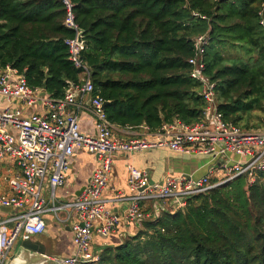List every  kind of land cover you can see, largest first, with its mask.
<instances>
[{
    "label": "trees",
    "instance_id": "1",
    "mask_svg": "<svg viewBox=\"0 0 264 264\" xmlns=\"http://www.w3.org/2000/svg\"><path fill=\"white\" fill-rule=\"evenodd\" d=\"M70 1L92 96L108 103L120 129L204 119L203 84L189 63L201 35L209 37L204 75L224 121L264 129V0ZM66 20L62 0H0V71L12 67L52 99L82 85L66 44L77 33ZM99 254V264H264V171L253 184L240 176L148 219Z\"/></svg>",
    "mask_w": 264,
    "mask_h": 264
},
{
    "label": "built area",
    "instance_id": "2",
    "mask_svg": "<svg viewBox=\"0 0 264 264\" xmlns=\"http://www.w3.org/2000/svg\"><path fill=\"white\" fill-rule=\"evenodd\" d=\"M62 1L67 10V25L77 33L66 42L70 59L83 71L84 83L70 86L63 99H52L42 97V90L29 86L17 71L9 67L0 71V97L6 103L0 112V164L13 168L4 173L0 187V209L5 212L0 213V264L8 262L20 241L46 231L47 214L66 224L72 233L75 254L59 259L60 264H99L100 254L94 250V238L110 237L117 231L121 219L139 231L148 219L185 209L188 201L197 195L240 176L253 184L264 171V129L245 131L226 123L218 110L214 84L204 75L207 35L195 39V54L189 60L193 78L203 84L204 119L192 125L176 121L149 135L120 138L117 135L120 128L105 114V101L100 96H92L91 70L81 59L85 46L78 41L81 31L75 23L73 4L70 0ZM260 15L264 17V4ZM261 24L264 26V19ZM15 103H20L21 108L13 109ZM37 104L42 105L41 112L24 116V108ZM84 112L94 117L95 135L79 132L78 118ZM76 148L96 154L98 167L75 200L62 202L57 190L65 185V175ZM164 148L210 158L206 173L201 177L169 175L161 182H151L145 170L129 166V194L119 191L112 199L125 208L122 215L115 213L110 205L112 200L107 197L114 155Z\"/></svg>",
    "mask_w": 264,
    "mask_h": 264
},
{
    "label": "crops",
    "instance_id": "3",
    "mask_svg": "<svg viewBox=\"0 0 264 264\" xmlns=\"http://www.w3.org/2000/svg\"><path fill=\"white\" fill-rule=\"evenodd\" d=\"M18 79L17 76L14 77ZM6 103L0 97V112L4 110ZM13 109H20L21 104L15 103L12 106ZM43 110L42 105L23 109L24 116H29L32 113L41 112ZM79 132L84 135H95V120L91 113L84 112L80 114L78 118ZM152 132L145 127L139 129H118L117 135L123 139L139 138L145 135H149ZM203 156H189L182 153L173 152L170 149H158L147 151L139 154H124L116 153L114 155L113 171L110 178L111 188L107 192V197L112 200L117 193L121 191L125 195H128L127 190V177L128 167L134 166L138 169L145 170L148 173L151 182H161L166 176L169 175H189L194 174L196 177H201L206 173V166L208 162L200 167H196L191 163L192 158H201ZM207 158V157H206ZM98 167V156L91 154L88 151L80 148H76L73 157L70 159L69 169L65 175V185L57 190V197L59 201L66 202L72 201L79 196V192L82 188L86 187L92 176L94 175ZM0 168L7 170H13L8 164H0ZM11 170V171H12ZM3 184L0 183V187ZM112 209L115 213L122 215V211L125 206L120 205L117 201L112 200ZM0 213L5 212L1 211ZM47 229L43 234L33 236L34 241H39L46 247V255L48 258L60 259L69 258L75 254V246L72 242V233L70 228L64 224L55 220L53 215L47 214L46 217ZM138 230L134 226L125 220L121 219L118 229L108 238L95 237L93 241V247L96 251L97 248H104L108 245H116L122 242L129 236H135ZM20 243L14 249L18 248ZM98 252V251H96ZM101 252V251H99Z\"/></svg>",
    "mask_w": 264,
    "mask_h": 264
},
{
    "label": "water",
    "instance_id": "4",
    "mask_svg": "<svg viewBox=\"0 0 264 264\" xmlns=\"http://www.w3.org/2000/svg\"><path fill=\"white\" fill-rule=\"evenodd\" d=\"M83 32L78 36L79 43L83 44V38H82ZM10 69H13L10 67ZM41 96H46V92L42 91ZM107 102L104 104V108L107 106ZM147 128V126H144ZM85 187L82 188L79 192L81 194L84 191ZM2 210L10 212L12 211L11 208H3ZM21 245L18 246L17 255H15V252L13 253L12 257L8 260L6 264H60L58 259L53 260L52 258H48L46 255V247L44 244H42L39 241H34L32 238L20 241ZM61 259V258H60Z\"/></svg>",
    "mask_w": 264,
    "mask_h": 264
},
{
    "label": "rangeland",
    "instance_id": "5",
    "mask_svg": "<svg viewBox=\"0 0 264 264\" xmlns=\"http://www.w3.org/2000/svg\"><path fill=\"white\" fill-rule=\"evenodd\" d=\"M193 160L191 161V163L195 164L196 167H200L201 165H204L208 162L209 158L207 157H201V158H192ZM5 168H0V183L2 184L3 183V176H4V173H5ZM60 215L63 217L64 214L63 213H60ZM103 248H97L96 251H101ZM17 250V249H16ZM15 250V255H17V252Z\"/></svg>",
    "mask_w": 264,
    "mask_h": 264
}]
</instances>
